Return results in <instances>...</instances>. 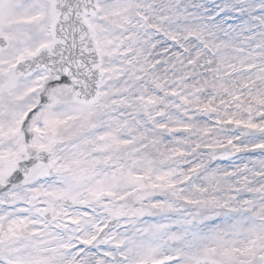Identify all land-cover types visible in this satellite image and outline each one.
<instances>
[{
    "label": "snow or ice",
    "instance_id": "6c2138e0",
    "mask_svg": "<svg viewBox=\"0 0 264 264\" xmlns=\"http://www.w3.org/2000/svg\"><path fill=\"white\" fill-rule=\"evenodd\" d=\"M0 264H264V0H0Z\"/></svg>",
    "mask_w": 264,
    "mask_h": 264
}]
</instances>
